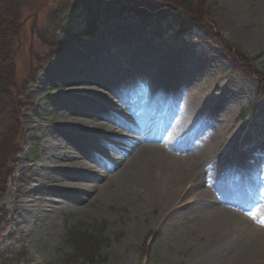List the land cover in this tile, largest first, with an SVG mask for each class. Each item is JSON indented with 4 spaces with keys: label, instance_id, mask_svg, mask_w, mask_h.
<instances>
[{
    "label": "rangeland",
    "instance_id": "rangeland-1",
    "mask_svg": "<svg viewBox=\"0 0 264 264\" xmlns=\"http://www.w3.org/2000/svg\"><path fill=\"white\" fill-rule=\"evenodd\" d=\"M25 1L19 9L23 27L14 65L15 83L23 101L13 145L17 152L8 162L0 163V258H3L0 264H67L73 255L67 230L102 240L101 258L90 264H206L204 243L210 235L197 238L189 216L176 225L161 227L156 222L157 210H145L143 216L134 217L140 226L135 237L131 233L134 218L126 206L105 208L99 213L90 210L82 215L64 211L52 214L41 223L21 224L20 220H14L11 212L14 179L22 169L18 164L23 161L30 166L26 173L33 178L42 172L40 139L29 140L26 129L31 120L36 119L41 120L44 127L40 138L53 132L57 120L47 97L72 96L75 88L72 85L82 84L84 75L95 68L91 61V64L61 63L69 80L56 83L51 75L62 68L60 59L74 48L89 55L101 68L105 66L110 77L118 73L122 83L132 82L136 65L146 64L148 60L167 67L173 63L189 81H200V89L192 92L201 101L202 111H209L207 117L219 130V135L215 140L216 148L206 152V161L199 170L204 171L208 165L223 160L224 153L230 155L228 165L238 161L247 170L252 166L249 183L243 177L244 172L236 171L234 177L249 191L244 206L255 208L264 200V0H179L182 8L171 6L170 10L165 9L166 14H158L160 10L156 15L134 4L137 7L131 12L112 18L111 23L100 22L96 27L99 31L89 39H82L85 23L80 17L74 21L76 11L69 13L65 28L56 36L54 33L41 36L49 24L48 8L37 13L39 1ZM106 2L111 4L112 0ZM50 9L55 14V7ZM144 16L150 20L142 23ZM182 24L190 30L175 33ZM70 25L72 36L68 38ZM42 38H48L52 44L65 41L47 63H39L46 57ZM156 78L164 80L166 77L160 74ZM184 85L180 88L184 89ZM142 96L138 91L133 99L122 104L112 95L107 98L120 104L122 109L135 112L138 107L146 106L140 99ZM205 121L210 123L208 119ZM3 126L6 127V122ZM199 135L198 143L210 144L214 131H209L205 125ZM230 170L222 175L228 177ZM31 186L32 192L26 198L29 202L40 196L36 186ZM200 188L208 186L203 183ZM51 221H56V226H52ZM237 236L239 234L231 238ZM261 260L264 261V253ZM71 264L88 263L80 260Z\"/></svg>",
    "mask_w": 264,
    "mask_h": 264
},
{
    "label": "bare ground",
    "instance_id": "bare-ground-1",
    "mask_svg": "<svg viewBox=\"0 0 264 264\" xmlns=\"http://www.w3.org/2000/svg\"><path fill=\"white\" fill-rule=\"evenodd\" d=\"M64 62L89 63L95 68L84 75L82 84L72 85V96L47 97L57 120L50 135L40 138L41 120H31L27 126V138L40 139L42 172L33 178L26 173L30 169L26 162L18 164L22 169L14 179V220L34 225L55 213H99L113 206H126L133 218L143 216L145 210H157L161 227L189 216L197 238L210 235L204 243L206 264H263L264 200L255 208L244 206L249 191L234 177L236 171L244 172L249 183L252 166L247 170L238 161L228 165L230 155L224 153L223 160L200 171L219 135L207 117L209 111H202L201 101L192 92L200 89V81H189L173 63L167 67L148 60L136 65L132 82L122 83L118 73L110 77L105 66L74 48L60 59V65ZM61 66L51 75L56 83L69 80ZM160 74L166 78L157 79ZM141 84L150 89L140 90ZM138 91L145 108L122 109L120 104ZM107 95L118 98L120 104ZM205 125L214 135L210 144L201 145L197 139ZM229 170L228 177L222 175ZM203 183L207 189L200 188ZM32 184L40 196L29 202ZM50 224L56 226V221ZM139 227L134 218L133 237Z\"/></svg>",
    "mask_w": 264,
    "mask_h": 264
},
{
    "label": "trees",
    "instance_id": "trees-1",
    "mask_svg": "<svg viewBox=\"0 0 264 264\" xmlns=\"http://www.w3.org/2000/svg\"><path fill=\"white\" fill-rule=\"evenodd\" d=\"M38 1L37 13L48 8L46 19L49 24L46 28L47 31L41 33V36L47 34L49 36L50 33H54L56 36V33L60 31L62 27L65 28L64 25L68 22L67 16L69 13L76 11L77 15L74 21L77 22V18L80 17L81 19L83 18L85 23V30L82 33L84 38L82 39H88L94 36V34L99 31L96 29L99 24H108L112 21V18L120 17L123 14L131 12L130 10L132 8L137 7L134 4L146 9L150 15H156L155 12L160 10L162 11L158 14H166V12H164L165 9L170 10L171 6L182 8V6L178 4L179 0H112L111 4H108L106 0ZM24 2L26 1L0 0V163L8 162L12 158L13 153L17 152L13 145L18 135V116L20 113L19 110L23 107V101L20 100V92L15 83L14 65L18 54L17 47L19 46L18 44L21 38L20 33L23 27V23H21L22 16L19 9ZM49 4H51L50 7H55V14H53ZM149 17L155 18V16ZM141 19L142 23L150 20L145 16L141 17ZM162 26V23H160V27ZM69 27V33H67L68 38L72 36V25ZM189 30L188 27L182 24L178 25L175 33H184ZM50 42L48 38L47 40L42 38V46L46 48V57L40 60L39 63H47L65 44L64 40H58V43L55 42L54 44ZM7 119L9 122L8 125ZM5 122L6 127L3 126ZM73 231L67 230L68 243L73 253L71 260L68 261L67 264H71L72 262L78 263L80 260L90 264L101 258L100 254L103 249L102 240L92 235L87 236L84 233L77 234ZM0 260H3V258H0Z\"/></svg>",
    "mask_w": 264,
    "mask_h": 264
}]
</instances>
